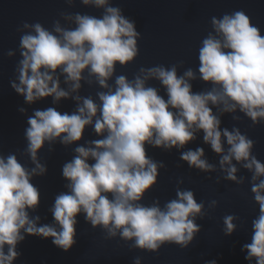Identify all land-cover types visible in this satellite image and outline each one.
<instances>
[{
  "label": "clouds",
  "instance_id": "clouds-1",
  "mask_svg": "<svg viewBox=\"0 0 264 264\" xmlns=\"http://www.w3.org/2000/svg\"><path fill=\"white\" fill-rule=\"evenodd\" d=\"M82 3L103 9V15L64 14L74 21V28L61 27L59 21L52 30L40 23L23 24L31 31L21 35L18 83L11 82V87L28 104L49 97L56 104L68 99L70 92H78L87 73L107 91L97 93L99 104L91 97H73L77 108L71 114L49 107L28 117L25 153L32 168L22 166L15 154L0 155V264H13L25 234L51 238L55 246L69 252L76 244L75 226L81 213L93 228L101 226L108 237L119 234L133 241L135 248L155 252L166 242L187 248L200 231L195 220L203 215L204 204L197 203L191 190L180 189L177 198L163 208L158 200L150 206L142 204L157 183L158 168L164 167L147 156L145 145L179 150L197 132H203L204 142L221 156L226 179L240 182L233 160L253 172L251 190L259 215L252 222L251 243L243 247L247 260L264 264V179H260L264 163L252 155L253 141L239 128L221 130L219 117L209 107L223 105L222 111L231 113L238 109L254 125L264 122V36L242 11L213 17L215 34L210 32L203 39L198 55L199 79L212 86L209 91L194 93L190 81L197 78L196 73L188 68L178 75L176 65L141 67L131 81L115 76L113 88L108 81L116 66H127L138 56L139 33L110 0ZM61 76L68 90L60 87ZM150 79L163 86L166 100L156 88L147 86ZM88 126L100 138L75 147L76 155L62 167L68 191L58 194L50 209L54 223L38 225L39 216L30 212L38 209L40 192L31 181L47 172L38 153L46 143L51 146L59 141L67 146L81 141ZM203 157V149L197 148L183 151L180 159L190 168L211 171L213 165ZM235 218H224L227 235L236 227ZM134 264H141L140 258Z\"/></svg>",
  "mask_w": 264,
  "mask_h": 264
},
{
  "label": "water",
  "instance_id": "water-1",
  "mask_svg": "<svg viewBox=\"0 0 264 264\" xmlns=\"http://www.w3.org/2000/svg\"><path fill=\"white\" fill-rule=\"evenodd\" d=\"M110 4L120 8L122 15L135 23L139 33L138 56L127 66H116L114 77L108 81L113 88L115 76L124 75L131 81L141 67L163 65L170 68L176 65L178 75H183L188 68L196 73L197 78L190 81L194 93L209 91L212 86L199 79L198 55L203 39L213 32V17L219 19L225 14L242 11L250 19V24L264 36V0H110ZM77 13L101 17L103 9L84 5L82 0H0V155L15 154L18 162L29 169L33 165L25 153L27 141L24 135L28 117L35 110L49 107L71 114L77 108L73 97H91L99 104L97 93L107 91L87 73L78 92H70L68 99H61L56 104L51 97L28 104L11 87V82L18 83L21 35L31 31L23 24L40 23L45 29L52 30L54 22L59 21L61 27L74 28V21L65 19L64 14ZM9 51L13 55L8 56ZM146 84L167 99L159 81L150 79ZM60 87L69 89L63 76L60 77ZM209 107L219 117L221 130L239 128L253 141L252 155L264 163V122L254 125L238 109L231 113L223 112V105ZM99 138L88 126L81 141L67 146L59 141L51 146L46 143L40 150L38 159L46 166L47 172L44 176L32 178L31 183L40 192V204L36 212H30V216H39L38 225L54 223L50 209L55 197L68 191L62 167L76 155L75 147L78 144L88 146V142ZM145 148L147 156L157 163L162 162L164 167L158 168L157 183L145 194L142 204L150 206L158 200L163 208L166 202L177 198V189L191 190L197 203L204 204L203 215H198L195 220L200 231L194 234L187 248L181 249L179 245L167 242L155 252L135 248L133 241L123 240L119 234L108 237L101 226L93 228L81 213L75 226L76 244L69 252L55 246L51 238L25 234V239L16 247L19 255L13 264H134L136 258H140L141 264H210L212 261L215 264H256L255 259L249 261L245 258L247 252L243 247L251 243L252 222L259 215V205L251 190L253 172L233 160L240 182L226 179L227 173L220 165L221 156L204 142L203 132H197L195 139L183 149L168 151L150 145ZM197 148L203 149V158L213 165L211 171L190 168L180 159L183 151ZM224 148L226 154V143ZM228 215L236 217L233 220L236 227L231 235L225 231L224 218Z\"/></svg>",
  "mask_w": 264,
  "mask_h": 264
}]
</instances>
